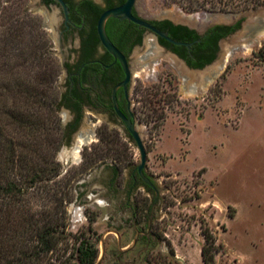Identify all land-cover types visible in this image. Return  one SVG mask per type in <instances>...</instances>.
Returning <instances> with one entry per match:
<instances>
[{"label":"rangeland","instance_id":"1","mask_svg":"<svg viewBox=\"0 0 264 264\" xmlns=\"http://www.w3.org/2000/svg\"><path fill=\"white\" fill-rule=\"evenodd\" d=\"M38 1L0 0V82L6 85L0 108L5 104L8 110L0 118V173L23 189L3 200L0 196V264L78 263L76 250L84 239L99 250L95 264H204L205 228L216 237L215 264H264V40L261 49L229 59L224 75L207 92L179 94V74L168 69V60H161L159 83L135 78L131 93L141 125L136 124L148 151L147 171L160 190L150 228L154 240L147 248L139 240L133 246L137 232L131 213L125 219L107 218L109 209L94 205L88 193L80 196L84 187L78 182L109 163L129 175L141 162L138 146L125 137L122 125L100 116L85 119L79 130L89 132L88 141L77 134L76 143L62 136L57 122L65 127L70 117L55 104L65 79L54 26H45L54 22V10L50 15L37 11ZM199 1L146 4L151 12L213 14H241L264 6L247 8L245 0ZM25 17V24L17 23ZM41 33L50 54L38 60ZM2 37L11 41L5 45ZM46 71L47 81L42 75ZM13 114L34 115L46 128L32 130L15 122ZM101 147L112 151L97 158ZM57 161L61 177L49 179ZM36 173L41 175L37 180ZM139 193L140 207L151 205L154 192ZM50 216L64 226L54 238L58 243L45 251L38 235ZM140 216L139 227L146 234L149 219ZM14 225L23 234L15 233ZM127 247L132 248L122 252Z\"/></svg>","mask_w":264,"mask_h":264},{"label":"flooded vegetation","instance_id":"2","mask_svg":"<svg viewBox=\"0 0 264 264\" xmlns=\"http://www.w3.org/2000/svg\"><path fill=\"white\" fill-rule=\"evenodd\" d=\"M64 2L68 8L67 14L58 1L39 0V5L45 6L48 11L57 8V12H55L57 37L64 55V64L61 63V67L66 72L65 89L61 94L62 107L70 114L66 125L68 135L77 131L85 119L89 121L92 120L91 116H100L107 121L111 120L122 125L125 132L137 144L124 120L114 108L113 91L126 77L124 67L121 61L116 59L103 45L98 32V20L101 14L109 8L124 4L126 0H64ZM132 13L166 32L173 40L189 44H175L158 35L151 28L127 18L111 17L107 20V35L125 55L131 72L129 83L126 86H119L117 89L118 106L135 124L136 115L132 109L131 98L134 76L131 55L137 47L144 49L146 37L153 36L155 38V44L161 49L156 54L161 56L168 54L175 60L172 67H177L178 64L183 67L180 62L182 60L189 69H203L220 58L222 41L241 30L246 20V18H240L233 23L220 22L212 25L215 21L211 20V16L215 15L203 12L201 14L207 15L210 20L207 19L208 21L202 24L196 22L193 25L176 20L169 15L164 17L147 15L146 0H136ZM44 17L46 19V15ZM143 58L146 61L141 62V65L145 64L150 68L158 56L152 58L149 54H145ZM183 68L185 69V67ZM78 134L84 136L88 141L89 132L81 131ZM139 164L134 165L135 167L130 170L129 175L120 173L121 169L117 163L103 165L104 170L112 171L111 175L103 177V183L106 185L107 192L113 194L116 199L120 192H127V201L122 202L119 207L129 210L138 240L142 243L145 242V248H147L153 242L154 237L151 231L144 234L143 229L139 227L141 221L139 213L136 214L137 207H140L137 203V195L140 194V191L146 192V188L159 194V187L148 173L147 163L144 174L151 183L144 180L138 170ZM124 176L125 180L122 183L120 179ZM78 185H80L79 182ZM145 207L147 213L145 220L148 221L153 207L152 205Z\"/></svg>","mask_w":264,"mask_h":264},{"label":"water","instance_id":"3","mask_svg":"<svg viewBox=\"0 0 264 264\" xmlns=\"http://www.w3.org/2000/svg\"><path fill=\"white\" fill-rule=\"evenodd\" d=\"M58 1L64 8L66 14L68 13V8L66 6V3L64 0H56ZM136 3V0H126V2L120 6H116L113 8H109L105 10L101 16L99 17L98 20V32L100 39L103 43V45L110 51V53L116 58L119 59L124 67L126 77L124 81H122L117 87H115L113 91V100H114V108L118 115L124 120L129 132L131 135L135 138L141 158V162L138 165V170L141 174V176L144 178V180L148 183H151V181L146 177L144 174V168L146 166V163L148 161V151L145 146V141L144 138L141 135L140 130L138 129V126L131 120V118L127 117L119 108L118 106V98H117V89L119 86H126L131 78V72L128 67V61L125 57V55L121 52L119 48H117L113 42L110 40V38L107 35L106 32V22L109 18L111 17H121V18H127L129 20H132L138 24L147 26L154 30L158 35L162 36L163 38L168 39L169 41L175 43V44H186L189 45L188 43L184 42H178L173 40L168 36V34L155 26H153L151 23L144 21L138 17H136L132 13V9ZM34 6H37V11L41 10H46L48 9L43 6L41 7L39 5V1L34 4ZM56 10V11H55ZM54 10V22L52 24H45V26H54L55 29V36L57 39V44H58V49H59V54H60V59L61 63L64 64L63 61V54H62V47L59 41V38L57 37V29H56V20L57 16L55 12H57V8ZM147 15L155 16L159 15L161 17L164 16H171L175 18L176 20H182L187 23L195 24L197 23H205L208 21L209 17L205 14L201 13H177V12H151L149 11L147 7ZM209 14V13H208ZM215 16H211V20L215 21L213 24L217 23H233L236 20L240 18H246V20L243 23V28L230 36L229 38L225 39L222 41V52L220 58L215 60L212 64L207 65L203 69H196L192 70L189 69L188 66L185 64L184 61L180 60L181 64L185 69L178 64L177 67H172V64L175 62V60L168 54L166 55H158L156 52H159L161 49L157 44H155V38L153 36H148L146 37V42H145V47L144 49H141L137 47L132 56V68L134 72L133 76V82L131 86V91L133 88V84L135 81V78H139L149 84H156L159 83V74H160V66H161V60H168V66L170 65L171 67L168 69H174V75L179 74V94H188V93H199V92H207V86L220 78L221 76L224 75L225 72V67H226V62H228L229 59L256 51L261 49V40H264V6H260L256 9L252 10H247L244 13L241 14H213ZM45 15V13H44ZM48 15H50V10L48 11ZM210 20V19H209ZM145 54H149L150 57L154 58L158 56L157 60L151 64V67L149 68L147 65H141V62H145L146 60L143 58ZM177 59V58H176ZM176 64V65H177ZM63 69V68H62ZM64 74V79L66 80V72L63 70ZM137 75V76H135ZM61 88V94L63 90L65 89V84H60ZM131 98H132V109L135 112L136 115V123L140 124L137 111L134 105L132 93H131ZM58 109V108H57ZM60 110L66 111L64 107H60ZM70 117V114H69ZM84 122V121H83ZM83 122L79 126V129L72 133L71 135L65 136V140L75 142L76 143V134H78ZM108 123L111 124H117L120 125L119 123H116L114 121L108 120ZM67 124H65L66 127ZM141 125V124H140ZM82 136V135H81ZM84 137V136H83ZM125 137L132 140L128 133L125 132ZM87 141V139H86ZM133 141V140H132ZM78 142V141H77ZM78 146V143L75 145ZM67 163V162H66ZM108 174H112V171L110 170H104V167H99L96 179L94 183H103V177H107ZM104 185V183H103ZM106 185H104L105 187ZM106 191L107 188L105 187ZM160 190V189H159ZM152 192L146 188V193ZM108 193V192H107ZM109 194V193H108ZM111 194V193H110ZM120 194H127V192H120ZM157 198L158 194L153 193L151 205L153 207L151 213H150V219H149V227L151 228L152 220H153V215L157 203ZM150 212V211H149ZM150 228H148V233L150 232ZM138 237L136 236L135 241L133 243V246L137 243ZM132 247H127L124 251L122 252H127L130 250Z\"/></svg>","mask_w":264,"mask_h":264},{"label":"trees","instance_id":"4","mask_svg":"<svg viewBox=\"0 0 264 264\" xmlns=\"http://www.w3.org/2000/svg\"><path fill=\"white\" fill-rule=\"evenodd\" d=\"M193 4H199L200 1L199 0H190ZM224 1V0H221ZM264 0H245V3L247 4L246 7L249 8L251 6H258L263 4ZM5 12V11H4ZM26 14V13H25ZM30 19V18H29ZM28 21V18L25 17L22 20H19V22L17 23H26ZM19 28V27H18ZM2 41H5V45L8 44V42L11 41V37H2L1 39ZM20 43V42H19ZM4 45V48L6 49L7 46ZM46 47V41H45V35L43 33H41L40 39L37 43L36 46V59L38 60H43L44 58H49L48 55L50 54L48 52V50L45 48ZM43 78H45V81H47L50 78V74L46 72H44ZM44 81V82H45ZM6 88V85H2L0 82V94H2L1 89ZM28 91L26 90V92H23L25 94L30 93V91L27 93ZM39 94L36 93V98L38 99ZM39 101V99H38ZM63 104V100L60 96L59 100L57 101V103L55 104V106L59 109ZM5 105V104H4ZM2 106V108H0V118H1V114L4 115L3 112H8V110H5V106ZM54 107V104H53ZM7 109V108H6ZM57 109V110H58ZM13 118H15V122L16 120L19 121L22 125L24 124L25 126H28L29 128H31L32 130L37 129L38 127L40 128H46V122L41 119V118H36V121L34 119H32V117L34 115H24V116H20V115H12ZM1 121V120H0ZM58 128L61 130V134L63 137L68 135V129L67 127H64L63 124L58 121ZM3 125H1L0 122V161H2L3 158V151H2V137L4 136V129L2 128ZM112 148H108L106 150V152L104 151V148L101 147L100 151L97 153V158H101L105 153L111 152ZM96 159H91V163L95 162ZM95 164H93L94 166ZM3 170L5 172V168L3 167ZM39 173V172H38ZM38 173H36V180L37 178H39ZM51 174V175H50ZM48 175L49 179L50 178H54V177H61L62 174V165L60 162H54V168L53 171ZM47 176V175H46ZM31 182H34V175L32 177V180H30ZM26 182L28 181H24L23 183H21L22 185H25ZM28 187V186H27ZM19 189V191H23L22 187H19L17 182H12V181H7V179H5V175H2L0 173V196L2 198V200L4 198H6L7 193H11L12 191H14L15 189ZM66 195L68 196V193H66ZM64 200V199H63ZM146 206V205H145ZM143 205V207H137L136 210V214L139 213V215H141L140 217L143 218H147V213H146V207ZM64 217V216H62ZM60 218V217H58ZM24 219L26 220V217L24 216ZM54 216H50L48 218L49 223H46V225H44V227H40L39 228V243H42V245L44 246V250L45 251H49L53 248V246H55L57 242H54V238L56 237V234L58 232H62L59 231V227H61L62 225L64 226V224H61V222L56 224L54 222ZM63 220V219H62ZM53 221V223H52ZM52 223V224H51ZM15 226V225H14ZM2 227H3V220H0V231H2ZM36 227V225H35ZM20 229H18L17 226H15V233L19 232L22 233V231H19ZM25 232V231H24ZM203 234L205 236L206 239V243L203 245L202 247V256H203V263L204 264H215V257H216V252L218 251V248L216 246V237L214 236V234L211 232L210 229L205 228L203 229ZM57 238V237H56ZM2 251L0 250V257H2ZM21 254H25V252H21ZM76 255L78 258V263H73V264H95V261L99 255V250L96 247V245L94 243L89 242L88 240L84 239L82 241H80L77 250H76ZM20 258L22 259V256H20Z\"/></svg>","mask_w":264,"mask_h":264},{"label":"crops","instance_id":"5","mask_svg":"<svg viewBox=\"0 0 264 264\" xmlns=\"http://www.w3.org/2000/svg\"><path fill=\"white\" fill-rule=\"evenodd\" d=\"M98 170L99 169H94L88 174L86 178H83L79 182L80 187L86 188V189L84 188L80 189L82 191L80 194L88 193V197L94 205L100 208L109 209V212H107V218L110 215H114V217H116V215H119V216H123V218L125 219L124 215L128 213L129 210L121 209L119 206L122 204V202L127 201V198H128L127 194H120L118 195L119 196L118 199H116V197H114L113 194L107 193L103 183H94ZM110 208H112V211H110ZM77 209L79 208L76 207L75 210Z\"/></svg>","mask_w":264,"mask_h":264},{"label":"bare ground","instance_id":"6","mask_svg":"<svg viewBox=\"0 0 264 264\" xmlns=\"http://www.w3.org/2000/svg\"><path fill=\"white\" fill-rule=\"evenodd\" d=\"M177 13H180V12H177ZM263 40H261V42H262ZM78 148L76 149V151L74 152V154H75V156H78Z\"/></svg>","mask_w":264,"mask_h":264}]
</instances>
